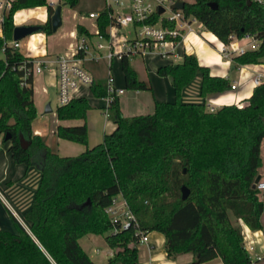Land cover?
<instances>
[{"label":"trees","instance_id":"trees-1","mask_svg":"<svg viewBox=\"0 0 264 264\" xmlns=\"http://www.w3.org/2000/svg\"><path fill=\"white\" fill-rule=\"evenodd\" d=\"M78 0H59L74 7ZM209 3H214L213 8ZM46 6L42 31L51 34L53 7L47 0H13L0 36V136L9 142L15 164L36 166L40 180L31 206L14 216V231L0 228V264H95L79 244L86 234L104 235L113 250L106 264H139L137 230L157 231L165 237L168 257L192 253V264L220 258L222 264H248L241 221L251 231L263 228L264 190L261 180V141L264 138V80L239 104L209 111L204 102H182V90L201 74L200 95L230 89L228 78L210 74L192 54L161 65L156 73L171 78L173 101H155L152 114L124 117L116 95L110 105L114 129L102 141L88 146L86 123L58 124V139L85 145L75 156H60L35 134L37 117L33 75L26 74L35 58L9 45L18 10ZM106 6L96 18L99 35L107 36L112 23ZM185 17H195L221 42L246 33L261 39L257 49L235 55L231 67L264 64V6L252 0H193L184 2ZM158 14H154L155 21ZM79 36L92 34L77 25ZM82 56V53L80 52ZM122 56L124 86L151 90ZM93 97L106 96V79H94ZM87 97L73 98L56 108L57 120H86L91 109ZM9 139L5 140V135ZM20 135L29 143L23 148ZM182 186L189 190L182 197ZM121 195L137 220L120 229L106 207Z\"/></svg>","mask_w":264,"mask_h":264},{"label":"crops","instance_id":"crops-1","mask_svg":"<svg viewBox=\"0 0 264 264\" xmlns=\"http://www.w3.org/2000/svg\"><path fill=\"white\" fill-rule=\"evenodd\" d=\"M41 7L43 8L44 6L32 7L33 9L25 8L30 9L31 11L25 15L24 20H22L21 22H15V15L20 11L18 10L14 15V24L43 25L48 19V13L47 9H45V11H40L39 9H41ZM62 10L63 9L61 8V12H63ZM65 19L67 18L62 16L61 27L58 28L56 32L46 34L43 31H39L30 35V37H28V40L24 44L19 41L20 52L28 57L37 59L45 58L49 60L54 59L58 55L70 53L76 48L80 39V36L77 33L76 29L77 25H82L89 31V33L92 34V36L89 37L90 40L93 37L97 36V25L95 24V30H91L88 27V24L86 23L84 17L80 16L78 18L77 22L75 23L74 29L69 28L67 24L66 26H64ZM199 30V32L191 31L185 34V38L181 43L182 57L184 54L195 55L199 65L208 67L211 75L228 78L231 81V84H236V88L228 89L227 91L222 93L209 94L205 97H202L199 90L201 74H197L194 80L182 90L180 100L182 102H204L207 110L210 107L217 109L223 105L241 103L244 99H247L252 94V91L256 86L254 82L255 76L258 73L264 75V64H246L238 67H231V60L223 57V55L221 54V41L213 33L207 31L203 26L199 27ZM1 34L2 32L0 29V36ZM23 47H25V50H23ZM92 57L94 56L88 54L86 55V68L93 74L94 79L104 78L107 67L106 62L103 59H92ZM181 60L182 58H180V61ZM161 65H157L154 67L151 75V79L153 81L149 80L151 84L152 94V99L149 100V105L151 103L153 109L155 101H171L169 99L175 98L174 90L171 84V78L167 76H159L156 73L157 68ZM251 65H258L259 67L252 68L250 67ZM136 71L139 78L145 81V79L140 75V72L138 70ZM254 73L256 75H253ZM41 74L42 73H40V76L38 77L39 79L43 80V75ZM47 74L52 76L49 73ZM36 78L37 77H35L34 75V90L36 89ZM52 79L54 81L53 76ZM119 87H121V92L126 89L125 86ZM42 90L45 91L44 86L42 87ZM144 91L146 90H133V97L135 96L139 99L144 98V96L142 95ZM118 97L119 108L123 116L127 117L124 112L123 103L119 94ZM34 103L37 108L38 104L35 99ZM139 104L142 106L141 102H139ZM104 107L105 101L104 105L99 106L100 111L102 110V115ZM147 107H149L148 104ZM82 121L83 120H63L60 121L59 124L76 125L83 123ZM108 124L109 119H106L104 117L103 124H101L100 126L98 125L97 128H94V130L96 129V134L104 135L105 133H109L107 131L111 132L115 127L114 122L111 125ZM109 126L110 130H108ZM87 128L89 138L90 128ZM32 129L35 134H41V131L38 128L33 127V124ZM52 134V136H55L54 130L52 131ZM263 143L264 138L261 141V147L263 146ZM48 144L51 145L50 143ZM9 145L10 143L4 142L2 140V137L0 136V228L8 231H14L15 226L12 220V216H14L19 222L23 224L21 215L27 212L31 206L41 173L39 169L34 165L26 166L25 164H15L8 152ZM91 145L92 143L89 141L88 146L90 147ZM55 146L57 153L60 156H75L83 152L86 148L85 145L58 138L57 140H55ZM259 173L261 175V179L264 180V162L262 161V158ZM262 221L263 228L260 230H256L257 236L255 237H253L252 235L255 231H251L241 221H239V223L242 226L243 231H247L251 235V238H255L257 252L264 253V211L262 214ZM95 235L96 234H86L79 239V242L80 240L85 238V243H91L95 240ZM81 247L90 256L95 264H106L108 259L106 261L102 260L101 262H96L95 259H93V257L86 251L85 247H83L82 245ZM112 253L113 251L110 253V256H112ZM138 260L139 264H192L194 255L192 253H182L174 257H168L165 251L164 235L157 231H151L148 232V243L139 244ZM200 264H222V262L220 258H215L213 260ZM257 264H264V258Z\"/></svg>","mask_w":264,"mask_h":264},{"label":"built area","instance_id":"built-area-1","mask_svg":"<svg viewBox=\"0 0 264 264\" xmlns=\"http://www.w3.org/2000/svg\"><path fill=\"white\" fill-rule=\"evenodd\" d=\"M107 6L110 11L108 15L112 23L107 27V36L104 37L96 33L100 38H104L107 44L98 43L95 46L97 55L92 59H103L106 62V96L103 97L105 107L103 115L109 118V108L116 95L120 90L114 85V77L111 72V64L114 58L121 59L122 56L129 58L139 56L141 58L160 57L162 59L182 58L181 43L187 32H199L202 24L195 17H185L181 10L173 9L172 5L176 0H127L125 5L120 0H114L117 7L123 10L113 9L109 0ZM256 4L264 6V0H252ZM13 0H0V29L5 17L12 7ZM49 5L54 6L59 0H50ZM159 7L163 11L159 13ZM166 11L169 14H165ZM154 14H158L155 21H152ZM90 18H97L98 13H88ZM199 22L196 29L192 24ZM129 30L126 31L125 29ZM76 48L70 53L56 56L49 60L45 58H35L31 67H26V74H40L47 72L54 78L57 101L59 105H65L73 98L82 96L81 89L90 87L94 81L93 74L86 68V55L90 45L86 37L80 36ZM261 44V39L255 34L246 33L242 37L230 35L228 43L221 42V54L223 57L231 60L235 55H242L247 51L257 49ZM9 45L19 48V41L13 39ZM105 49L103 54L101 50ZM82 53V56L80 55ZM264 75L258 73L254 82L260 84ZM236 84L232 83L230 89H235ZM209 111L215 109L210 107ZM259 191L264 190V180L261 179L257 184ZM119 195L112 198L111 203L106 207L105 212L110 217L111 222L120 229H126L130 225L137 228V220L129 209L127 202L122 197L121 201L117 200ZM139 235L138 244L148 243V233L140 230L136 231ZM243 247L249 256L248 264H257L264 258V253L257 252L256 240L257 232L251 235L243 231Z\"/></svg>","mask_w":264,"mask_h":264},{"label":"rangeland","instance_id":"rangeland-1","mask_svg":"<svg viewBox=\"0 0 264 264\" xmlns=\"http://www.w3.org/2000/svg\"><path fill=\"white\" fill-rule=\"evenodd\" d=\"M50 0H47L49 2ZM57 1V0H56ZM111 5L115 10H123V8L117 7L116 4L114 3V0H109ZM122 1L125 5L127 4V0H120ZM186 2H192L193 0H183ZM60 4V3H59ZM61 5V4H60ZM107 6V1L106 0H78L77 4L74 7H69L67 5H61L62 11L61 12V17L64 16L65 22L64 26H67L69 28L74 29L75 23L77 22L78 18L84 17L86 23L88 24V27L91 30H95V24H96V19L95 18H89L88 13H100L105 7ZM54 9V6H52ZM33 9V8H32ZM46 6L41 9L40 11H45ZM30 9H23L20 10L19 12L16 13L15 15V22H21L24 20L25 15L30 12ZM166 15L169 14L168 11L165 13ZM199 22H196L192 24L194 29L199 26ZM61 27V26H60ZM59 27V28H60ZM126 31L129 29L126 28ZM32 35V34H31ZM28 37L30 35L22 38L21 43H25L28 40ZM87 42L90 45L89 51L87 52L88 55H97L98 52L95 49L96 44L102 43L104 45L107 44L106 39L100 38L98 36L93 37L91 40L89 37H86ZM23 50H25V47H23ZM103 54L106 53V50L103 49L101 50ZM176 61H180V59H175ZM172 59H162L160 57H153V58H141L139 56L132 57L129 59V62L133 68L138 70L140 72V75L142 78L145 79V81L151 86L150 81L151 75H152V70L154 69L155 66L161 65V64H170L172 63ZM250 67L256 68L259 67L258 65H251ZM259 70V69H258ZM106 72L107 68L105 71V79H106ZM111 72L114 77V85L117 89L120 90L121 87L119 86H124V78H123V73L121 70L120 66V59L114 58L111 64ZM41 75H43V80L39 79L38 76L39 74H35L36 81H35V86L36 89L34 90V99L36 100L38 107H37V117L33 120L32 124L33 127L38 128L41 131V134L37 133L38 135L42 136L46 142L50 143L52 148L55 149V140L57 138L55 136H52V131L55 129L57 124L60 123L59 120H57L55 116V111L56 108L59 105L57 101V94H56V88L54 85V81L52 79V76L48 75L47 72H43ZM253 75H256L255 73ZM98 79V78H95ZM264 80V78H262ZM153 81V80H152ZM45 87V91L42 90V87ZM81 94L89 100L91 104V109L88 113V117H86V120H83V123H86L87 127L90 128V133H89V138H88V143L89 141L92 143L91 146L99 143L102 141L103 134L97 135L96 134V129L97 126L103 124L104 121V116L102 115L99 106L104 105V99L103 97L95 98L92 96L90 88L85 87L81 89ZM133 90L125 89L122 92H119V96L122 100L123 107H124V112L127 115V117H132L137 114H143V115H148L152 114L153 112V107L152 104L150 103L149 105V100L152 99V94L151 90L144 91L143 96L144 98L139 99L137 97H133ZM140 100V101H139ZM169 100H174V98L169 99ZM139 102L142 103V106L139 104ZM151 102V101H150ZM47 103H50V107L52 109L51 112L45 113V107ZM147 104L149 107H147ZM141 108V109H139ZM109 124L111 125L113 123V110L109 108ZM82 124V123H81ZM110 126L108 127V130ZM110 132V131H107ZM26 144V142H24ZM261 158L262 161L264 162V143L263 146L261 147ZM122 196L119 195L117 197L118 201H121ZM161 233V232H160ZM96 238L93 242L91 243H85V238L80 240V244L85 247L86 251L95 259L96 262H101L106 261L110 253L113 251L105 242L104 240V235H95ZM137 248H139V244L136 245ZM97 251V252H96ZM100 264V263H99Z\"/></svg>","mask_w":264,"mask_h":264},{"label":"water","instance_id":"water-1","mask_svg":"<svg viewBox=\"0 0 264 264\" xmlns=\"http://www.w3.org/2000/svg\"><path fill=\"white\" fill-rule=\"evenodd\" d=\"M184 2L183 0H176L175 3L172 5L173 9H179L182 10L184 7ZM209 5L213 8H216V5L214 3H209ZM61 5L58 3L55 5L53 13L50 16V25H51V30L52 32H56L57 29L61 26L62 24V17H61ZM163 11V8L159 7V13ZM43 26L40 24H22V25H15L13 30H12V39L14 41H19L22 38L31 35L33 33L42 31ZM52 109L50 107V103H47L45 107V113L51 112ZM10 135L7 133L5 135V140L9 139ZM26 142V144H24ZM20 143L23 148H26L28 146V142L24 139L23 135H20ZM182 197L186 198L189 194V190L185 187L182 186Z\"/></svg>","mask_w":264,"mask_h":264}]
</instances>
